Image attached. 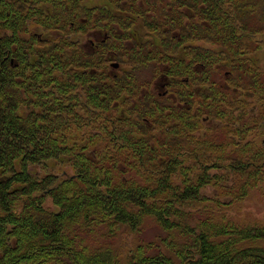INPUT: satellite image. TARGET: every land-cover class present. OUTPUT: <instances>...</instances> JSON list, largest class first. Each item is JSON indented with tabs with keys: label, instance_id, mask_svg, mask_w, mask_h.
Returning a JSON list of instances; mask_svg holds the SVG:
<instances>
[{
	"label": "trees",
	"instance_id": "obj_1",
	"mask_svg": "<svg viewBox=\"0 0 264 264\" xmlns=\"http://www.w3.org/2000/svg\"><path fill=\"white\" fill-rule=\"evenodd\" d=\"M106 1L93 9L82 0L0 2V264H264V247L237 246L264 241V228L226 233L191 222L208 201L202 189L219 179L209 163L226 161L234 174L264 164V153L244 160L223 141L250 97L259 107L251 119L264 122V71L249 57L264 34V0ZM140 20L159 44L132 41ZM92 29L110 37L87 54L72 34ZM113 60L129 67L112 74ZM218 66L225 83L215 80ZM211 117L226 124L198 138ZM64 157L71 177L29 169ZM188 157L202 174L174 187L171 178L193 169L183 166ZM148 217L166 238L127 258L85 244L92 227L136 230Z\"/></svg>",
	"mask_w": 264,
	"mask_h": 264
},
{
	"label": "rangeland",
	"instance_id": "obj_2",
	"mask_svg": "<svg viewBox=\"0 0 264 264\" xmlns=\"http://www.w3.org/2000/svg\"><path fill=\"white\" fill-rule=\"evenodd\" d=\"M81 4L82 6L90 9L105 6L110 7V3L106 0H82ZM113 8L115 9L116 7ZM142 21H138L139 23L131 30L130 35L132 37V41H135V39L140 41L139 39H141L142 42L149 40L159 44L158 37H154L151 34L150 29H148L146 25L144 26ZM34 30L40 33L43 32L39 29ZM57 34L58 33L56 32H45L44 38H51L53 36H57ZM72 35V39L76 42V44H78L77 48H80L84 50L83 52L89 54L94 51L98 43H101L106 38L108 32L101 29H92L88 30L86 33H77ZM108 36L110 37V35ZM254 42H258L260 49H258L255 53H252L253 55H250L249 57L252 59L255 66L264 71V34L256 35ZM126 44L131 46V42ZM195 44L209 50H218L217 46L205 41H200ZM108 66L112 74L121 73L129 67L125 63L123 65L118 60L108 62ZM216 68H218V72H220V66ZM217 73L216 75L214 74L215 80L217 82L225 83L226 79L224 76V70H222L219 74ZM143 75L149 79H151L152 76L147 71L142 70L141 74H139L140 79L144 78ZM160 85V88H158L157 91L162 94L164 92V87L161 88ZM243 94H245V92H243ZM246 97H248V94L240 96V100H243ZM255 100L256 99H254V97H250L248 99L247 103L253 104H249V106L245 105L244 108H246V111L244 109L243 111L240 110L236 111V113H231V126L225 122L227 117L223 120H213L212 117L211 119L206 118L205 120L202 119L200 129L195 131V135L198 138H205V134L210 132L211 129L216 130L218 129L217 127L221 128L226 124L228 129L232 132H228L227 129H225V138L223 141L224 143H227L228 141L230 146L228 148L229 151H233L235 149V151L231 152V154L235 156L241 155V157L244 156V160L255 157L259 153L263 154L264 122L257 125L258 122L256 123L253 119H251L257 117L256 114L259 109L258 105L254 104ZM244 122H247L251 126L244 130V128H246L244 127ZM211 135H213V133ZM229 151H227V153H230ZM262 158L264 159V157ZM257 160L258 158H256L255 162ZM184 161V167H189V165L192 164L190 166L193 167V169L187 170L184 173L186 176L178 173L171 178L172 185L177 188L182 185L184 177L194 181L196 179L195 177L202 174L199 167L193 166L196 164L194 159L188 157L187 159L185 158ZM227 163L228 162L226 161L222 162V166L220 164L215 165L209 163V166L211 167L208 168V173L212 178L216 176L219 179H211L212 183H209V186L202 189V195L208 199V201L204 202L205 207L196 213L195 217L191 221L192 224L195 225L201 222L204 223V221L209 222L212 226H215L216 229H226V233L230 232V230L242 228H264V164H262L261 168H251V170L247 173L234 174L227 168ZM119 165L122 167L123 164L120 163ZM29 169L31 173L38 178L54 175L59 177V179H63L65 177H71L75 174V170L71 166L70 162H68V157H64L62 159H52L42 164H35L30 166ZM119 176L120 174L117 176L119 181H126L129 177L128 175L125 177L122 176L120 180ZM134 178L140 181L142 179L138 176H134ZM44 206L49 210H56L53 200L50 197L45 198ZM161 227L162 226L159 225V223H157V221L152 217L146 218L141 227L138 229L136 228V230L131 229L132 227L130 228L129 226H123L112 232L111 228L104 225L96 228L92 227L90 230L93 232L86 235L85 244L89 246L92 252L107 249L117 255H121L122 258H127L129 253H132V251L138 246H154L155 244L160 243L161 239L166 238L167 233ZM237 246L238 248L264 247V241L245 240L239 242Z\"/></svg>",
	"mask_w": 264,
	"mask_h": 264
},
{
	"label": "water",
	"instance_id": "obj_3",
	"mask_svg": "<svg viewBox=\"0 0 264 264\" xmlns=\"http://www.w3.org/2000/svg\"><path fill=\"white\" fill-rule=\"evenodd\" d=\"M0 2H1V0H0Z\"/></svg>",
	"mask_w": 264,
	"mask_h": 264
}]
</instances>
